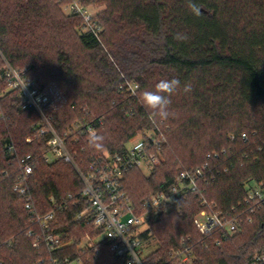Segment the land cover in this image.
<instances>
[{"label": "trees", "instance_id": "obj_1", "mask_svg": "<svg viewBox=\"0 0 264 264\" xmlns=\"http://www.w3.org/2000/svg\"><path fill=\"white\" fill-rule=\"evenodd\" d=\"M55 1L0 0V49L15 67L28 69L39 86L60 90L63 102L53 119L58 130L82 117L84 107L104 119L97 135L103 138L101 149L86 141L77 144L84 170L91 155L121 150L149 126L140 95L155 90L161 79L177 78L181 87L171 97V115L165 121L170 129L161 146L166 161L150 176L137 168L126 175L125 188L134 204L140 207L183 171L207 161L214 178L201 187L225 212L243 201L249 188H264V0H195L198 16L190 11L189 0H96L106 6L95 15L103 26L99 37L72 28L83 50L81 58L65 32L75 21L63 17ZM72 15L83 24L80 15ZM177 33L188 39H175ZM0 63L4 65L2 56ZM124 76L140 84L136 96L119 89ZM0 80V208L6 211L3 218L8 217L7 225L0 219V264H49L47 249L33 245L27 211L13 191L18 162L28 154L36 160L31 185L39 211L51 208V195L58 200L68 193L76 196L83 182L72 164L43 159L48 135L27 141L39 116L23 107L19 90L7 79ZM187 83L192 85L190 93L183 92ZM130 109L134 114H127ZM223 149L219 157H208ZM73 202L57 213L55 229L68 242L57 253L60 258L82 254L78 244L94 227L85 217L76 220L85 201ZM179 203L181 209L164 211L155 222L162 245L150 255L152 263L174 264L169 250L184 235L196 243L194 264H246L264 251V201L241 232L221 246L208 237V248L194 223L203 208L199 193L189 192ZM100 250L83 264H124L115 250L105 245Z\"/></svg>", "mask_w": 264, "mask_h": 264}, {"label": "built area", "instance_id": "obj_2", "mask_svg": "<svg viewBox=\"0 0 264 264\" xmlns=\"http://www.w3.org/2000/svg\"><path fill=\"white\" fill-rule=\"evenodd\" d=\"M67 6L72 13L82 17L84 30L99 37L103 27L83 0H70ZM0 56L4 58L1 77L9 81L11 88L19 90L23 107L39 116L33 126L34 134L27 137V141L32 142L34 138L48 135L47 150L43 159L47 163L63 160L72 164L83 182V188L76 195L80 196L78 200H75L76 196L72 193L60 200L51 195V208L39 211L31 185L36 160L32 154H28L18 162L13 191L20 196L27 211L31 223L28 233L35 237L33 245L47 249L45 259L49 264H83L85 259L89 262L100 254V245L115 250L124 258V264H155L150 261L152 251H147L152 241V230L147 225V217L158 214L164 208L181 209L179 198L189 192L199 193L203 208L194 217V223L206 238L203 241L205 248L210 246L208 237L213 238L216 246H221L223 240L241 232L245 223L253 221V213L264 201L263 186L257 184L249 188L243 201L225 212L215 201L206 197L201 187V182L206 183L214 178L208 161L196 170L183 171L166 190L150 195L137 207L125 188L126 175L135 168L141 171L149 169L152 172L161 163V146L167 138L169 124L159 120L156 123L149 121V126L132 136L123 149L104 150L100 154L91 155L89 166L84 170L79 160L77 144L82 141L89 142L91 136H97L104 119L93 116L85 108L82 117H77L63 130H58L53 119L54 113L63 102L60 90L55 86H39L36 79L30 76L28 69L15 67L4 57L1 49ZM119 89L129 96H136L140 84L124 76ZM127 114H134V110H128ZM243 137H247V134L243 133ZM225 151H213L208 157H219ZM81 199L85 201L86 207L77 214L76 220L85 217L87 223H92L99 229V233H95L93 227L91 232L82 237L78 244L82 254L60 258L57 253L68 242L65 240V234L55 229L58 223L57 213L67 209L71 201L78 204ZM195 245L191 235L181 236L178 243L169 250L173 263L194 264L197 258ZM246 264H264V251L255 253Z\"/></svg>", "mask_w": 264, "mask_h": 264}, {"label": "clouds", "instance_id": "obj_3", "mask_svg": "<svg viewBox=\"0 0 264 264\" xmlns=\"http://www.w3.org/2000/svg\"><path fill=\"white\" fill-rule=\"evenodd\" d=\"M188 7L194 15H200V7L195 3V0H189ZM177 40H187L185 34L177 33L175 36ZM181 87L180 80L177 78L161 79L156 85L155 90H146L140 95V102L147 110V118L150 122L156 123L166 121L171 115L170 107L172 104L171 97L176 93L177 89ZM192 85L187 83L183 86L184 93H190ZM102 137L91 136L89 138V147L96 149L102 148Z\"/></svg>", "mask_w": 264, "mask_h": 264}, {"label": "rangeland", "instance_id": "obj_4", "mask_svg": "<svg viewBox=\"0 0 264 264\" xmlns=\"http://www.w3.org/2000/svg\"><path fill=\"white\" fill-rule=\"evenodd\" d=\"M69 2H70V0H57V1H55V4L57 5L59 11L62 13L63 17H70L71 19H73L75 21V25L70 27L69 29H66L65 32H66V35L68 36L67 42L73 46L72 50L76 51L77 57L81 58V56L83 55V50L81 49L80 44L77 42L75 35L72 32V28H74V31H77V30L80 31V30H84V29H83L82 23L81 24L78 23L79 19L75 18L74 15H72L74 13H72L68 9L67 5L69 4ZM83 2L88 6V8L95 15H97L100 11H102L106 7L103 2H99L96 0H83ZM45 40H48L47 36H45ZM84 54H85V52H84ZM2 68H3V65L0 63V78H2L1 77ZM0 82H1V80H0ZM1 86H2V83H1ZM84 108H86V107H84ZM166 159H167L166 156L164 154H162V161L165 162ZM180 164H182V163L179 162V165ZM142 172L146 176H150L152 173L149 169H144ZM138 210L141 212L140 208H138ZM169 210H172V208L161 209V211L158 214H154L152 217H147V225L150 226V228L152 230V241L150 242V245L148 246L147 251H152V253H153L154 251H157L161 247L162 243H161L160 235L157 232L156 233L154 232V227H155V224L158 223V222H156V220L162 218L164 211H169ZM4 214L6 215L5 208H0V219H3L4 225H7L6 220H8V217L3 218L2 215H4ZM243 229H244V227H243ZM239 239H240V237H239ZM196 256H197V254H196Z\"/></svg>", "mask_w": 264, "mask_h": 264}]
</instances>
